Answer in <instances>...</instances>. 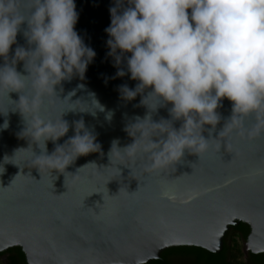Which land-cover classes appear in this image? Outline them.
Masks as SVG:
<instances>
[{"label": "water", "instance_id": "obj_1", "mask_svg": "<svg viewBox=\"0 0 264 264\" xmlns=\"http://www.w3.org/2000/svg\"><path fill=\"white\" fill-rule=\"evenodd\" d=\"M114 3L75 0V30L96 55L83 79L77 75L62 81L40 112L45 120L61 117L69 125L64 137L46 142L48 154L75 135V123L81 120L99 151L79 156L67 173H40L29 163L30 151L15 155L30 143L18 135L26 122L19 110L13 111L20 93H0V110H8L0 114V125L5 120L9 125L0 129V252L18 246L28 264H146L178 246L219 253L228 230L242 221L250 226L244 255L264 253V134L247 135L255 116L244 118L242 130L229 137L228 151L222 146L221 152L213 150L201 158L185 151L176 165L157 171L145 170L147 157L128 162L114 154L111 163L112 142L121 149L131 144L126 127L148 112L141 95L129 101L119 91L120 85L135 88L138 82L127 73L126 59L120 65L126 74L117 76L114 58L108 55L105 29ZM26 28L25 23L9 59L16 47H28ZM16 67L27 75L22 61ZM170 106L152 113V119H171ZM217 111L221 119L211 135V125L205 126V139L219 138L233 114L232 102L223 99ZM180 125L174 121V127ZM32 147L36 155L42 154L37 145Z\"/></svg>", "mask_w": 264, "mask_h": 264}, {"label": "clouds", "instance_id": "obj_2", "mask_svg": "<svg viewBox=\"0 0 264 264\" xmlns=\"http://www.w3.org/2000/svg\"><path fill=\"white\" fill-rule=\"evenodd\" d=\"M109 11L111 23L105 31L116 75L126 74L120 67L126 59L127 73L138 82L135 88L120 85V94L129 101L141 95L148 109L125 129L133 137L131 144L121 149L112 142L111 163L114 154L128 162L147 157L145 170L157 171L176 165L185 151L200 158L221 152L222 146L228 151L229 137L242 130L249 116L256 123L248 137L264 134V0H115ZM77 20L75 0H0V93H20L13 111L19 110L26 122L18 135L30 143L15 155L30 151L29 163L40 173H67L79 156L100 150L81 120L75 123V135L48 154L46 142L64 137L69 125L61 117L45 120L40 115L45 99L56 96V86L77 75L83 79L96 55L75 30ZM25 23L28 47H16L9 59ZM20 61L27 75L17 71ZM225 98L232 102L231 119L218 139H205V126L211 125V135ZM168 105L171 119L154 121L152 113ZM174 121H181L178 129ZM8 126L5 120L0 129ZM33 144L41 155L35 154Z\"/></svg>", "mask_w": 264, "mask_h": 264}, {"label": "trees", "instance_id": "obj_3", "mask_svg": "<svg viewBox=\"0 0 264 264\" xmlns=\"http://www.w3.org/2000/svg\"><path fill=\"white\" fill-rule=\"evenodd\" d=\"M231 228H234V225ZM244 230L247 231V229ZM239 236L241 239L233 240L230 246L224 241L223 249L219 253L209 252L206 249L195 246H178L164 250L159 259L152 260L146 264H167L168 254L173 252L195 255L198 259L196 264H249L250 261L256 264H264V253L253 254L249 252L247 257L244 256L242 244L246 240L247 235ZM2 257H5L3 264H28L23 251L18 246L0 252V260Z\"/></svg>", "mask_w": 264, "mask_h": 264}, {"label": "flooded vegetation", "instance_id": "obj_4", "mask_svg": "<svg viewBox=\"0 0 264 264\" xmlns=\"http://www.w3.org/2000/svg\"><path fill=\"white\" fill-rule=\"evenodd\" d=\"M244 229H247V231H245ZM249 233H250V226L242 221H239L236 225H234V228H230L226 233L225 243H227L230 246L233 240H236L237 238L241 239L239 235L248 236ZM242 251H243V245H242ZM3 261H5V257H2V259L0 260V262ZM197 262L198 259L195 255H187V254H181L175 252L169 253L168 258L166 260L167 264H196ZM249 264H256V263L250 261Z\"/></svg>", "mask_w": 264, "mask_h": 264}, {"label": "rangeland", "instance_id": "obj_5", "mask_svg": "<svg viewBox=\"0 0 264 264\" xmlns=\"http://www.w3.org/2000/svg\"><path fill=\"white\" fill-rule=\"evenodd\" d=\"M243 245V244H242ZM0 264H3V262H0Z\"/></svg>", "mask_w": 264, "mask_h": 264}]
</instances>
